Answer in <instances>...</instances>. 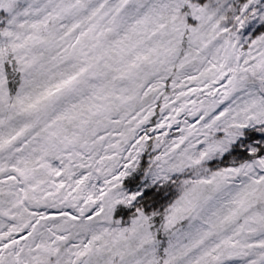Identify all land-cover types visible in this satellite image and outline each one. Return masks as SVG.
Returning a JSON list of instances; mask_svg holds the SVG:
<instances>
[{
  "label": "snow or ice",
  "instance_id": "obj_1",
  "mask_svg": "<svg viewBox=\"0 0 264 264\" xmlns=\"http://www.w3.org/2000/svg\"><path fill=\"white\" fill-rule=\"evenodd\" d=\"M257 26L264 0H0V264H264Z\"/></svg>",
  "mask_w": 264,
  "mask_h": 264
},
{
  "label": "rangeland",
  "instance_id": "obj_2",
  "mask_svg": "<svg viewBox=\"0 0 264 264\" xmlns=\"http://www.w3.org/2000/svg\"><path fill=\"white\" fill-rule=\"evenodd\" d=\"M257 29L259 31H264V29H259V26H257ZM169 84V88H168V94L171 93V81L168 82ZM186 91V89H185ZM161 103H163V101H161ZM157 112V116L152 118V121L154 122L158 117H159V109H156ZM167 113H165L166 115ZM181 120H184L185 117L183 115H181L180 117ZM189 123H194V119L193 118H188ZM151 126V125H149ZM169 135L167 136V139L170 141L176 137H178L179 132L177 131V126L175 124H173V126L170 129H167ZM152 135H155V133H153ZM252 139L258 140L259 139V135H254L252 137ZM243 153H241L239 150L237 152H234L232 156H228L224 159L223 163H221L220 161H216L212 164L209 165V167H213L215 168L216 166H220V167H225V166H229L230 163L234 160V159H240L243 157ZM144 161H147V155H144L143 157ZM184 177H181V179H183ZM178 194V191L175 187L171 188V189H163L159 192L158 195L156 196H152V194L150 193L149 196L152 197V199L149 201V203H153L155 207L160 208L162 210L163 206H166V204L168 202H170L171 200L175 199L176 195ZM125 220H127V217L125 216Z\"/></svg>",
  "mask_w": 264,
  "mask_h": 264
}]
</instances>
